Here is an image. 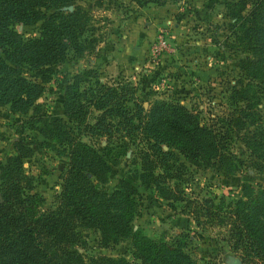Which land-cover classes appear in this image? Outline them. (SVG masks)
<instances>
[{
  "label": "trees",
  "instance_id": "16d2710c",
  "mask_svg": "<svg viewBox=\"0 0 264 264\" xmlns=\"http://www.w3.org/2000/svg\"><path fill=\"white\" fill-rule=\"evenodd\" d=\"M222 3L229 35L241 56L239 77L230 89L232 108L220 126L205 125L198 112L176 102L155 100L144 108L130 83H100L89 69L74 75L63 88L65 120L56 118L38 126L43 115L37 114L34 101L67 52L79 56L84 50L82 36L90 17L73 0H0V106L19 114L31 108L32 116L21 120L17 135L23 129L35 130L56 155L66 158L53 205L42 210V197L33 191L36 178L23 167L32 147L19 136L13 141L12 153L0 163V264H207L196 262L181 239L167 243L133 228L134 183L138 180L159 189L172 177L162 174L172 154L161 146L186 160L232 174L241 160L226 141L231 134L264 173V126L256 110L264 95V0ZM50 9L51 13H43ZM37 21L41 22L32 36L14 28L15 23ZM90 110L96 114L88 123ZM83 137H100L104 143L92 144ZM128 145L140 147L138 170L109 190L100 187L114 174L113 166ZM147 151L158 162L152 167ZM156 165L162 172L153 171ZM160 194L170 197L167 192ZM210 216L217 226L226 227L230 247L241 252L242 263L250 257L264 264V187L241 183L240 196L228 211ZM84 229L95 231L102 247L127 239L130 258L96 256L84 261L76 250Z\"/></svg>",
  "mask_w": 264,
  "mask_h": 264
},
{
  "label": "rangeland",
  "instance_id": "374dc122",
  "mask_svg": "<svg viewBox=\"0 0 264 264\" xmlns=\"http://www.w3.org/2000/svg\"><path fill=\"white\" fill-rule=\"evenodd\" d=\"M73 1L90 17L88 30L82 36L84 50L79 56L68 51L43 84L34 101L39 106L37 114L43 115L38 126L56 118L65 120L63 88L74 75L88 69L100 83H130L133 96L144 108L155 100L176 102L198 112L205 125L220 126V120L232 108L230 89L239 77L237 59L241 56L229 35L222 0ZM51 12L43 10L46 15ZM40 22L15 23L14 28L24 36H32ZM256 110L264 126V95L259 97ZM95 114L90 110L86 122L91 123ZM31 116V108L19 114L0 106V163L12 153V143L18 136L31 145L33 153L23 167L36 178L33 191L42 197L40 208L45 210L52 207L59 191V175L66 158L56 155L35 130L23 129L17 135L21 120ZM83 140L104 143L100 137ZM226 141L241 160L232 174L186 160L175 150L161 146L172 156L167 159L166 173L157 165L153 171L172 177L166 178L159 189L135 181L137 213L133 228L167 243L181 239L185 251L198 263L230 264L232 258L242 259L241 252L230 247L226 227L217 226L215 217L210 215L220 216L228 211L232 201L240 196L241 183L264 187V173L254 165L256 159L248 155L236 136L231 134ZM139 148L128 145L113 166L114 174L100 187L109 190L120 178L138 170ZM148 154L152 167L158 162L151 151ZM162 191L170 197H164ZM79 235L76 250L86 262L96 256L130 258L127 239L102 247L95 231L84 229ZM251 259L243 258L242 264H260Z\"/></svg>",
  "mask_w": 264,
  "mask_h": 264
},
{
  "label": "water",
  "instance_id": "95a60500",
  "mask_svg": "<svg viewBox=\"0 0 264 264\" xmlns=\"http://www.w3.org/2000/svg\"><path fill=\"white\" fill-rule=\"evenodd\" d=\"M230 264H242V262L237 259V258H232L230 261H229Z\"/></svg>",
  "mask_w": 264,
  "mask_h": 264
}]
</instances>
